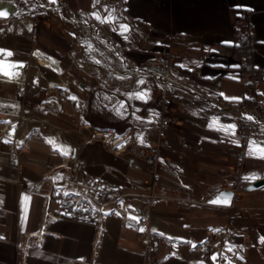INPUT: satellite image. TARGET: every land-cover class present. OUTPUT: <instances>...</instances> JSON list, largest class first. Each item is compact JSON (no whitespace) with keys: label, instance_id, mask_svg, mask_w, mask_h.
<instances>
[{"label":"crops","instance_id":"obj_1","mask_svg":"<svg viewBox=\"0 0 264 264\" xmlns=\"http://www.w3.org/2000/svg\"><path fill=\"white\" fill-rule=\"evenodd\" d=\"M237 17L251 27V83L264 95V0H0V264H264V185L244 189L231 209L209 203L230 191L242 142L243 181L264 179V142L240 111L248 109L234 106L251 93L224 49L236 45ZM121 55L140 68L169 56L179 73L162 140V85L132 72ZM11 129L13 143L5 137ZM98 131L158 144L155 172L105 147ZM93 182L122 200L81 187ZM224 229L222 249L210 233ZM144 231L168 244L148 249Z\"/></svg>","mask_w":264,"mask_h":264},{"label":"built area","instance_id":"obj_2","mask_svg":"<svg viewBox=\"0 0 264 264\" xmlns=\"http://www.w3.org/2000/svg\"><path fill=\"white\" fill-rule=\"evenodd\" d=\"M233 29V36L236 41V45H238L241 40L250 38L252 36V30L250 25L242 18H235ZM37 38L38 23L36 21H33L31 23L29 39L31 43L35 44ZM180 40H184V38L180 37ZM130 69L134 73L141 74L131 66ZM146 69L151 70L154 79L156 77H160L163 80L162 82H160L162 85L163 94L158 101L159 125L156 135L158 140H162L164 139L170 126L171 100L167 97V93L172 89H176L175 86L178 84L179 81V73L175 65L170 60L169 56H165L164 58H162L159 61L158 67ZM261 78L264 79V74L261 75ZM256 87L257 83L254 81V90L256 89ZM82 91L86 94H89L92 92V89L90 87L83 86ZM255 110L262 113L263 117H260ZM248 111H251L254 114L258 115L261 119H264V95H262V97L258 99V101H256L252 109H248ZM19 123H21L20 119L17 120L14 125ZM96 135L101 138V142L105 147L111 149L116 154H131L136 157H139L140 159L148 161L150 163L151 171L153 173L155 172L156 165L161 157V148L158 144L151 145L148 148L141 147L140 145H138L136 137L130 131H126L122 135H116L112 131H98ZM5 137L9 140V142L13 143L12 135L9 134V131L5 133ZM245 148L246 143L242 142L239 145L237 161L233 169V183L230 187V191L232 192L233 196L231 205L228 207L230 209L233 207L234 204L240 202V194L244 191L245 187L247 186L242 179V169L245 160ZM13 152L16 153V149L13 148ZM81 187H85L89 192L99 195L107 201L114 202L116 204L123 198V195L119 191L103 187L98 182L85 184V186L81 185ZM147 198L148 199L146 207L149 209H153L157 204V197L152 192V186L148 187ZM210 237L218 241L222 249H225L229 240V234L226 229L211 232ZM139 240L143 242L148 249L153 248L157 244H168L167 239L156 237L146 231L139 233Z\"/></svg>","mask_w":264,"mask_h":264},{"label":"trees","instance_id":"obj_3","mask_svg":"<svg viewBox=\"0 0 264 264\" xmlns=\"http://www.w3.org/2000/svg\"><path fill=\"white\" fill-rule=\"evenodd\" d=\"M250 38L241 40L238 45H226L224 46L225 51L238 62V66L233 69L234 76H238L241 80L245 81V85L251 93V97L243 98L237 102L234 106L249 109L254 106L256 101L262 97L259 93L255 92L251 79L253 70L250 66V51L246 46ZM246 78H248L246 80ZM239 103V104H238Z\"/></svg>","mask_w":264,"mask_h":264},{"label":"water","instance_id":"obj_4","mask_svg":"<svg viewBox=\"0 0 264 264\" xmlns=\"http://www.w3.org/2000/svg\"><path fill=\"white\" fill-rule=\"evenodd\" d=\"M62 14V13H61ZM57 14L59 15L60 17L62 16H65L66 18H68L66 15L64 14ZM65 17H62L65 19ZM70 23V22H69ZM71 25H73L72 23H70ZM85 24L87 23H81L80 25H77V26H80V27H83ZM75 26V25H73ZM123 63L124 62H127V64L131 67H133L134 69H136L139 73L141 74H145V75H148V76H151V77H154L151 73V70L150 69H146V68H140V67H136L135 65H132L130 63H128V61H126L124 58L122 59ZM158 82H162L163 80L160 78V77H156L155 78ZM199 99H203V97L199 98ZM229 109V108H228ZM240 111H243V112H247V113H250V114H254L252 113L251 111H248V110H244V109H240ZM258 118H260L258 115H256ZM261 119V118H260ZM13 129H11L9 131V134H13ZM264 185V179H259L257 181H255L254 183L248 185L245 187V191H251V190H254L256 188H259L261 186ZM232 192L229 191V190H224V191H221L220 193H218L211 201H209L210 204L212 205H216V206H223V207H229L231 205V200H232Z\"/></svg>","mask_w":264,"mask_h":264},{"label":"rangeland","instance_id":"obj_5","mask_svg":"<svg viewBox=\"0 0 264 264\" xmlns=\"http://www.w3.org/2000/svg\"><path fill=\"white\" fill-rule=\"evenodd\" d=\"M63 27H67L68 29H70V27L72 28V31H75L76 34H74L73 36L78 38V39H83L84 41H88L90 43H98L90 34V32L86 29V28H77V27H73L70 24H67L66 22H62L61 24ZM77 35V36H76ZM103 44V43H102ZM105 46V44H103ZM108 51H111L110 48H107ZM114 53V52H113ZM120 60L123 59V55L119 56ZM118 59H115V63L113 64L116 68L121 67L123 64L122 62ZM159 66V64H158ZM253 107V106H252ZM252 107H250L249 109H252ZM258 115L260 117H263V114L260 113L259 111L255 110ZM252 124V131L253 134H255L256 136H258L260 139H262V141L264 142V126L255 122V121H250ZM240 198H241V194H240ZM241 202V200H240ZM239 203V202H238Z\"/></svg>","mask_w":264,"mask_h":264},{"label":"bare ground","instance_id":"obj_6","mask_svg":"<svg viewBox=\"0 0 264 264\" xmlns=\"http://www.w3.org/2000/svg\"><path fill=\"white\" fill-rule=\"evenodd\" d=\"M52 11H54V12H58V11H55V10H52ZM72 22H76V23H78L77 21H72ZM80 24H81V23H80ZM85 26H86V27H93V28H94V34H95V37H96L101 43H103V44H105V45H108V46L114 48V45H113L112 43L105 41V40L101 37V35L99 34V31L96 29V27H94V26H92V25H90V24H85ZM124 64H125V66H127L126 62H124ZM244 114H245L246 117H248L249 119H251V120H253V121H255V122H257V123H259V124H261V125L264 126V123H263V122H264V119H260V118H258L255 114H250V113H247V112H244ZM261 121H262V122H261Z\"/></svg>","mask_w":264,"mask_h":264}]
</instances>
